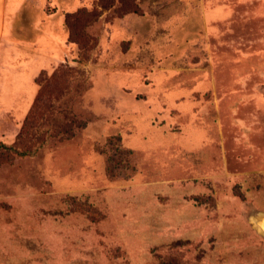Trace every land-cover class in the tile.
I'll return each instance as SVG.
<instances>
[{"label": "rangeland", "instance_id": "374dc122", "mask_svg": "<svg viewBox=\"0 0 264 264\" xmlns=\"http://www.w3.org/2000/svg\"><path fill=\"white\" fill-rule=\"evenodd\" d=\"M0 103V264H264V0H0Z\"/></svg>", "mask_w": 264, "mask_h": 264}, {"label": "trees", "instance_id": "16d2710c", "mask_svg": "<svg viewBox=\"0 0 264 264\" xmlns=\"http://www.w3.org/2000/svg\"><path fill=\"white\" fill-rule=\"evenodd\" d=\"M35 100H37V102L40 100V97L38 98V96L36 97V99ZM35 103V102H34ZM29 115V114H28ZM28 119L26 118V120H25V122H24V126H23V128L25 127V129L27 128V124H28ZM24 134V131H21V135L19 136V137H21L22 135ZM0 148H7L4 144H0ZM7 149H9V148H7ZM28 152L27 151H25V152H23V154H27Z\"/></svg>", "mask_w": 264, "mask_h": 264}, {"label": "water", "instance_id": "95a60500", "mask_svg": "<svg viewBox=\"0 0 264 264\" xmlns=\"http://www.w3.org/2000/svg\"><path fill=\"white\" fill-rule=\"evenodd\" d=\"M262 218H264V214H261V215L255 217V218L253 219V224L255 225V227H256L261 233L264 234V231L261 230V229L259 228V226L257 225V222L260 221V219H262Z\"/></svg>", "mask_w": 264, "mask_h": 264}, {"label": "bare ground", "instance_id": "6f19581e", "mask_svg": "<svg viewBox=\"0 0 264 264\" xmlns=\"http://www.w3.org/2000/svg\"><path fill=\"white\" fill-rule=\"evenodd\" d=\"M257 225L264 231V218L260 219V221L257 222Z\"/></svg>", "mask_w": 264, "mask_h": 264}, {"label": "crops", "instance_id": "0c3cea01", "mask_svg": "<svg viewBox=\"0 0 264 264\" xmlns=\"http://www.w3.org/2000/svg\"><path fill=\"white\" fill-rule=\"evenodd\" d=\"M46 60H49L48 58H46ZM0 106H1V103H0Z\"/></svg>", "mask_w": 264, "mask_h": 264}]
</instances>
